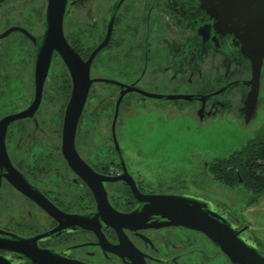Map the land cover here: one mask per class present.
Listing matches in <instances>:
<instances>
[{
	"label": "flooded vegetation",
	"instance_id": "obj_1",
	"mask_svg": "<svg viewBox=\"0 0 264 264\" xmlns=\"http://www.w3.org/2000/svg\"><path fill=\"white\" fill-rule=\"evenodd\" d=\"M46 4L0 5V264H230L194 229L156 218L128 223L115 214L138 206L134 193L200 195L212 200L233 234L246 237L240 202L230 205L177 177L167 183L161 164L145 165L168 156L173 145L165 129L191 126L203 134L178 155L193 162L178 176L195 173L201 161L212 181L235 189L214 179L236 156L229 147L215 153L213 136L226 128L244 132L256 119L245 121L246 63L228 39L214 43L203 30L207 20L194 0H83L66 15L64 38L83 61L102 48L90 64L98 81L80 115L71 160L62 139L71 81L58 56L36 91L33 39L43 35ZM263 100L264 68L256 116ZM141 115L148 120L136 140ZM89 185L104 190L103 211Z\"/></svg>",
	"mask_w": 264,
	"mask_h": 264
},
{
	"label": "water",
	"instance_id": "obj_2",
	"mask_svg": "<svg viewBox=\"0 0 264 264\" xmlns=\"http://www.w3.org/2000/svg\"><path fill=\"white\" fill-rule=\"evenodd\" d=\"M8 0H0V5ZM83 0H47L40 39H33L36 59V91L39 92L50 65L58 56L69 74L71 94L63 121V145L66 155L76 157L74 140L77 126L88 92L97 79L89 74L94 55L102 48L100 45L83 61L70 48L63 35V21L69 10ZM196 12L207 23L203 30L213 33L212 40L228 39L235 53L246 63L251 75L246 106V123L256 117L258 108V88L264 68V0H194ZM238 181L242 182L237 174ZM90 189L97 201L98 209L103 211L106 203L105 192ZM138 206L130 213L118 215L121 221L132 223L141 218L162 220V225H178L194 229L210 240L226 254L230 264H264V253L260 252L261 240L250 225L245 224L246 237L240 238L223 223L222 215L211 199L200 195L163 193L142 196L134 193ZM107 204V203H106ZM226 227V228H225Z\"/></svg>",
	"mask_w": 264,
	"mask_h": 264
},
{
	"label": "rangeland",
	"instance_id": "obj_3",
	"mask_svg": "<svg viewBox=\"0 0 264 264\" xmlns=\"http://www.w3.org/2000/svg\"><path fill=\"white\" fill-rule=\"evenodd\" d=\"M140 118V119H139ZM139 120L134 121L136 123L134 130V137L137 139H142L145 132L144 123L148 120L145 116L141 115ZM154 119V118H153ZM264 120V100L261 107L258 110L256 119L254 122L244 130V132H239L236 129H224V130H216V134L213 136L216 140L215 145V153H228L230 151H237L244 145V143L251 137L252 132H254L260 124ZM230 130V131H229ZM215 133V132H214ZM203 133L197 134L196 131L191 126H173L164 130L163 137H165L167 143L169 142L173 146L168 148L167 152L168 156L157 162L156 159L151 161H147L145 165H147L151 170L158 168L160 171H164L168 173L166 176L167 183L175 182L174 178L177 177V181L185 184L187 187H191L192 189L199 190L202 193L207 195H211V197L216 199H222L230 205H237L240 202L242 209L246 206L247 201L249 200V193L244 190L240 185H237L234 190H228L222 188L219 184L211 180L208 172L203 169L202 162H199V166L197 167L195 173L188 174L187 171H182L183 174L179 175V171L181 169L185 170L193 164L191 158L179 156L180 153L185 154L184 145L188 144L192 141L194 136L201 139ZM161 137V136H160ZM224 143V145H223ZM225 143H229V146H226ZM176 146V147H175ZM181 147V148H180ZM230 148V151L228 150ZM189 153V152H188ZM167 154V153H166ZM180 184V183H179ZM254 207H257V210H254L251 213H245V209H241L242 216L244 220L250 222L252 218H255V222H251V229L255 232V234L259 237L264 247V211L261 212V208H264V198H261L254 204ZM264 250V249H263Z\"/></svg>",
	"mask_w": 264,
	"mask_h": 264
},
{
	"label": "trees",
	"instance_id": "obj_4",
	"mask_svg": "<svg viewBox=\"0 0 264 264\" xmlns=\"http://www.w3.org/2000/svg\"><path fill=\"white\" fill-rule=\"evenodd\" d=\"M232 153L236 157L223 162L221 170L213 172V176L230 188L235 185L244 188L250 195L248 206L264 196V120L244 145ZM235 170L242 182L238 181Z\"/></svg>",
	"mask_w": 264,
	"mask_h": 264
},
{
	"label": "crops",
	"instance_id": "obj_5",
	"mask_svg": "<svg viewBox=\"0 0 264 264\" xmlns=\"http://www.w3.org/2000/svg\"><path fill=\"white\" fill-rule=\"evenodd\" d=\"M261 198H264V196L260 197L258 200H260ZM258 200H257V201H258ZM257 201L254 202L253 204L248 205L247 207L245 206V207H244V209H245V213H251V212H253L254 210H257V207H254V204H256ZM263 211H264V208H261V212H263ZM251 222H255V218H252V221H251V219H250V222H249L250 225H251Z\"/></svg>",
	"mask_w": 264,
	"mask_h": 264
}]
</instances>
